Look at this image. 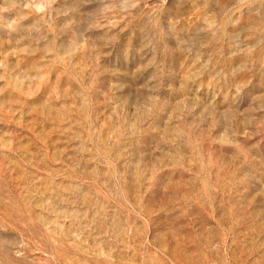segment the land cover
<instances>
[{
	"label": "rangeland",
	"instance_id": "1",
	"mask_svg": "<svg viewBox=\"0 0 264 264\" xmlns=\"http://www.w3.org/2000/svg\"><path fill=\"white\" fill-rule=\"evenodd\" d=\"M0 264H264V0H0Z\"/></svg>",
	"mask_w": 264,
	"mask_h": 264
}]
</instances>
